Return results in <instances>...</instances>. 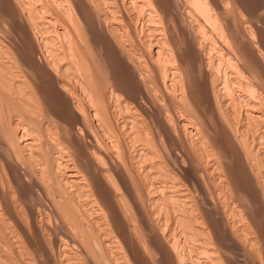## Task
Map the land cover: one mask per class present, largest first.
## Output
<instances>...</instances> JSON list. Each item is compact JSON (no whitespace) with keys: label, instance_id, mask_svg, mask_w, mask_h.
I'll return each mask as SVG.
<instances>
[{"label":"bare ground","instance_id":"obj_1","mask_svg":"<svg viewBox=\"0 0 264 264\" xmlns=\"http://www.w3.org/2000/svg\"><path fill=\"white\" fill-rule=\"evenodd\" d=\"M30 1L0 0V264H264V6Z\"/></svg>","mask_w":264,"mask_h":264},{"label":"rangeland","instance_id":"obj_2","mask_svg":"<svg viewBox=\"0 0 264 264\" xmlns=\"http://www.w3.org/2000/svg\"><path fill=\"white\" fill-rule=\"evenodd\" d=\"M24 1H25V0H22L23 3H24ZM27 1H28V0H27ZM32 1L34 2L35 0H32ZM32 1H30V2H32ZM96 1H97V0H96ZM101 1H102V0H101ZM103 1H104V2H103ZM103 1H102V5H103L102 7H105V4H107L106 7L108 6V7H110V8H106V12H103V10H104L105 8H102L101 5H99L100 10L102 9L101 11H102L103 13H105V14L110 13L109 10L112 9L111 7L115 4V2H114L115 0H114L113 2H111L112 0H111V1H110V0H103ZM177 1H179V0H177ZM186 1L188 2V0H186ZM223 1H224L226 4H225ZM248 1H251V2H248ZM260 1H261V0H241V1H240V0H222V2H223L224 5H225V10H223V13H224V14H223V18H224V15H225V17L227 18V19H224V20L222 19V21H226V20H227L228 22L231 21L234 25L236 24V26H237L236 29H237V30H240V28L243 29V26L245 27V25H246L247 28H249L248 30H251V28H250L251 25H250V24L252 23V18H251L252 15H255V13L257 12V14L255 15V16H257L259 13H261V12L263 13V11H264V7H262V8L260 7V6H264V4H263V3H264V0H262L261 2H260ZM105 2H107V3H105ZM118 2H119V3H117V4L114 5L116 8L113 7V8H115V11H116L117 9H118V10L120 9V10H119L120 12H119L118 10H117L116 12H119V14L121 15L122 13L124 14V12H122V11H125V10L127 9L126 12H127L128 14H132V13H131V12H132V9H130V10H131V12H130V11L128 10V9H129L128 7L125 9V7L120 6V5H122V4H121V2H122L121 0H118ZM179 2H181V0H180ZM230 2H231V3H230ZM111 3H112V4H111ZM233 3H235V4H233ZM241 3H242V4H241ZM246 3H247V6H246ZM249 3H250V4H249ZM239 4H241L240 6H242V7H240ZM243 4H244V5H243ZM257 4H258V5H257ZM259 4H260V5H259ZM28 5H29V7H27L28 9L30 8V6L35 7L34 4H31V5H30L29 3L26 4V5H23V6H22V7L25 6V7H24V8H25V11H27V12L24 13V16L22 15V17H21L22 21H23V19H24V20H25V19L27 20V19L29 18V16H28V18H27L26 15H28V11H29V10L31 11L32 9H29V10L26 9V6H28ZM110 5H111V6H110ZM117 5H118V6H117ZM232 5H233V6H232ZM185 6H186V5H185ZM187 6H188V5H187ZM255 6H256V7H255ZM257 6H258V8L260 7L261 9H258V11L256 10V12H255V10L252 9V7L255 8V9H257ZM33 7H31V8H33ZM117 7H118V8H117ZM243 7H244V8H243ZM36 8H37V7H36ZM63 8L65 9V7H63ZM99 8H98V10H99ZM34 9H35V8H34ZM108 9H109V10H108ZM227 9H228V10H227ZM238 9H240V10H238ZM250 9H251V10H250ZM261 10H263V11H261ZM68 11H69V10H68ZM104 11H105V10H104ZM128 11H129V12H128ZM176 11H177V10H176ZM180 11H181V12H186L184 9H181ZM247 11H248V12H247ZM250 11H251V12H250ZM252 11H253V13H252ZM259 11H261V12H259ZM33 12H34V11H32L31 13L33 14ZM62 12H63V14L66 13V12H64V11H62ZM254 12H255V13H254ZM238 13H239V14H238ZM244 13H245V14H244ZM250 13H252L251 16L249 15ZM36 14H37V13H36ZM36 14L34 13V16H35V17H34V16H33V17H34L35 19L38 20L39 17L37 18L38 14H37V15H36ZM111 14H112V12L109 14V17L116 16V15H115L116 13H115V14L113 13V14H114V15L112 14L113 16H112ZM243 14H244V15H243ZM64 15H65V14H64ZM239 15H240V16H239ZM65 16L67 17V14H66ZM117 16H118V17H117ZM117 16H116V19H117V18H120L119 15H117ZM241 16H242V17H241ZM262 16L264 17V14H263ZM7 17H8V16H7ZM23 17H26V18H23ZM68 17H69V15H68ZM68 17H67V18H68ZM232 17H233V18H232ZM235 17H236V18H235ZM253 17H254V16H253ZM263 17H262V18H263ZM231 18H232V19H231ZM69 19L71 20L70 17L68 18V21H70ZM107 19H108V18H107ZM113 19H114V18H109L108 21H113ZM136 19H137V18H136ZM250 19H251V20H250ZM160 20H162V18H160ZM201 20H203L202 22L204 23V21H205V20H204V17H202ZM229 20H230V21H229ZM241 20H242V21H241ZM245 20H246V21H245ZM248 20H249V21H248ZM2 21L5 22V20H0V24H3ZM134 21H135V20L133 19V22H134ZM247 21H248V22H247ZM126 22H128V20H126ZM231 22H230V23H231ZM109 23H111V22H109ZM223 23H224V22H223ZM225 24H226V22H225ZM158 25L161 26L162 24H161V23H158ZM238 25H239V26H238ZM240 26H241V27H240ZM239 27H240V28H239ZM4 31H6V33H5V32H1V33H2V36H3L5 39H7V41H11V40H10V38H11L10 34L7 32V30L4 29ZM7 33H8V35H7ZM251 33H252V32H251ZM251 33H250V34H251ZM5 35H6V36H5ZM7 36H8V37H7ZM9 37H10V38H9ZM8 39H9V40H8ZM88 50H89V49H86L85 51L87 52V54H88L89 56H91L92 51H91V49H90V50H89V53H88ZM90 51H91V53H90ZM89 58H92V57H89ZM144 61H145V60H143V63H142V60H141V65H140V63L137 61V62L139 63V65H138V63L135 62V60L133 61V64H134V65L131 64V65L128 66L127 63H125L124 65H126V67H125L124 65H119V64H118L117 66H115V71L117 70L116 72H119V73H118V74H119V75H118L119 78L122 77V76L124 77V75H121V72L123 71V73H124V72L128 69L127 66L130 67V68H133V66H135V67L137 66V68H140V69H141V67H144V66H145V67L142 69V70H144V71H142V70L139 69V70H140V74H141V72H142L143 74H144V72H146V73H150V72H151V67L149 66L150 64L148 65V64L146 63V62L149 61V60L146 58V61H145V62H144ZM135 63H136V64H135ZM144 64H146V65H144ZM147 65L150 67V69H148L149 67H148ZM120 66H121V67H120ZM123 66H124L125 68H124ZM138 66H139V67H138ZM116 67H120L121 69H120V68H116ZM135 67H134V68H135ZM147 67H148V68H147ZM122 68H123L124 70H122ZM126 68H127V69H126ZM130 68H129V70L131 71ZM137 68H136V69H137ZM147 69H148V70H147ZM120 70H122V71H120ZM146 70H147V71H150V72H147ZM127 72H129V71H127ZM127 72H125L124 74H125L128 78H130V77H129V73H127ZM123 73H122V74H123ZM138 73H139V71H138ZM120 75H121V76H120ZM145 75H146V74H145ZM103 77H105V78L107 79L108 76L104 74ZM123 77H122V79H123ZM151 85H152V84H151ZM152 86H154V85H152ZM154 88H155V87H154ZM155 89H156L155 92L157 93L158 90H157V88H155ZM158 92L161 93L160 91H158ZM159 93H158V94H159ZM158 94H157V95H158ZM160 95H161V94H159V96H160ZM151 98H152V97H151ZM159 98H161V96H160ZM152 99H153V98H152ZM153 101H154V99H153ZM153 101H152V102H153ZM153 103H154V102H153ZM6 108H7V107H6ZM150 108H151V107H150ZM149 112H150V111H149ZM171 114H172V113H171ZM174 114H175V113H174ZM178 115H179V114L177 113V114H176L177 118H176L175 115H173V114H172V116H170V117H171V119H172V117L174 116L176 119H179L181 116H180V115L178 116ZM7 117H8V113H6V112H2V117H1L2 119L0 118V120H1V121H0V128H1V126H3L4 123H6ZM174 117H173V118H174ZM4 119H5V120H4ZM176 119H173V120H172V121H174V123H173L174 126H176V122H177ZM124 137L127 138L128 136H124ZM126 138H124L125 141H126ZM158 139H159V140H158ZM127 140H130L129 137L127 138ZM160 140H161V141H160ZM165 141H166L165 139H161L160 137H158V138L156 139V142H158L159 147L162 145L160 148L163 149V152H165V151H166V152L169 151L168 153L170 154V156H172V157L174 158V156H173V155H174V152H173V146H172L168 141H166V142H165ZM126 142H127V141H126ZM168 143H169V144H168ZM126 144L128 145V147H130V150H132V149H131L132 146L130 145V144H131V141H130V142L128 141V143H126ZM158 144H157V150H158ZM129 145H130V146H129ZM165 145H166V146H165ZM164 146H165V147H164ZM171 146H172V147H171ZM162 149H160V151H161ZM167 149H168V150H167ZM155 150H156V149H155ZM155 150H154V151H155ZM157 150L155 151L156 153L159 151V150H158V151H157ZM164 150H165V151H164ZM161 152H162V151H161ZM8 154H9V153H8ZM166 154H167V153H166ZM171 154H173V155H171ZM140 165H141V164H140ZM138 167H139L138 170H140L141 167H140V166H138ZM143 177H144V175L141 174V178H140V179L143 180L142 182H145L146 180H145V178H143ZM60 218H61V220H64V221H65L64 224L69 225L64 217L61 216ZM62 223H63V222H62ZM68 227H71V226L69 225ZM27 246H28V245H25V247H27ZM28 248L31 249V248H33V246H29V247H27V248H26L27 251L29 250ZM31 250H32V249H31ZM31 250H29V252H30ZM33 250H34V249H33ZM33 250H32V252H30L31 254L34 253ZM35 262H36L37 264H40V261H38V262L35 261ZM43 263H44V261H43ZM41 264H42V262H41ZM44 264H45V263H44Z\"/></svg>","mask_w":264,"mask_h":264}]
</instances>
